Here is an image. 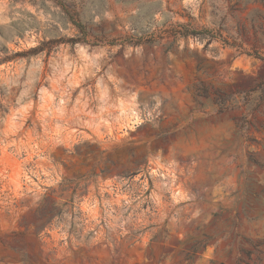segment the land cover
Here are the masks:
<instances>
[{
  "label": "rangeland",
  "instance_id": "374dc122",
  "mask_svg": "<svg viewBox=\"0 0 264 264\" xmlns=\"http://www.w3.org/2000/svg\"><path fill=\"white\" fill-rule=\"evenodd\" d=\"M262 79L264 0H0V264H264Z\"/></svg>",
  "mask_w": 264,
  "mask_h": 264
},
{
  "label": "trees",
  "instance_id": "16d2710c",
  "mask_svg": "<svg viewBox=\"0 0 264 264\" xmlns=\"http://www.w3.org/2000/svg\"><path fill=\"white\" fill-rule=\"evenodd\" d=\"M179 29L177 28L175 30V35L177 37H183L186 38L187 36L191 35L192 33H188L187 26L185 25H178ZM247 95H252L253 96V104L251 105V111H257L258 109L262 108L264 110V79H262L259 83L254 85L252 88H250L247 92ZM235 96V93H228V94H222L221 95V104H223L224 109L225 103L231 100ZM210 238L206 237V240L204 241L205 243L209 240ZM205 247V245H204ZM199 250L197 246L192 247L191 249V254L187 257V260L193 261V256L196 254V252ZM259 262V260H258ZM210 264H213L210 262Z\"/></svg>",
  "mask_w": 264,
  "mask_h": 264
}]
</instances>
